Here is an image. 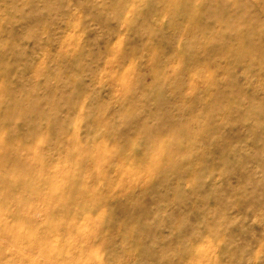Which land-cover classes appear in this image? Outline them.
Instances as JSON below:
<instances>
[{
  "label": "rangeland",
  "instance_id": "rangeland-1",
  "mask_svg": "<svg viewBox=\"0 0 264 264\" xmlns=\"http://www.w3.org/2000/svg\"><path fill=\"white\" fill-rule=\"evenodd\" d=\"M0 264H264V0H0Z\"/></svg>",
  "mask_w": 264,
  "mask_h": 264
}]
</instances>
